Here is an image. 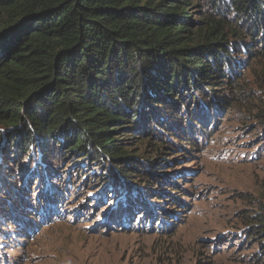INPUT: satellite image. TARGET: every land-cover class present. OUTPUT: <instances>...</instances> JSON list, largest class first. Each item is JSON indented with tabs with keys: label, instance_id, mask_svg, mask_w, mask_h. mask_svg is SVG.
<instances>
[{
	"label": "trees",
	"instance_id": "obj_1",
	"mask_svg": "<svg viewBox=\"0 0 264 264\" xmlns=\"http://www.w3.org/2000/svg\"><path fill=\"white\" fill-rule=\"evenodd\" d=\"M245 58L264 66V0H0L3 158L19 155L21 169L34 148L35 159L34 167L18 170L26 180L21 189L9 182L16 174L1 170L0 184L11 185L14 192L7 191L18 204L8 200L12 208H7L3 202L0 221L12 217V224L19 207L29 221L16 233L36 228L38 203L30 200V185L40 177L51 187L59 176L42 158L53 155L50 148L79 159L85 168H104L100 196L112 202L127 189L116 176L137 162L146 167L144 174L154 166L129 154L125 144L133 139L150 141L164 132L163 143L173 135L183 143L171 146L195 150L200 139L212 137V107L226 109L248 96L261 101L256 115L264 117V67L252 93L240 85ZM165 144L162 148H170ZM156 145L158 154L166 153ZM179 175L174 172L162 183ZM140 208L131 204L123 210L131 217L143 214ZM254 213L245 214L246 227L238 236L256 245L250 264H264V201ZM144 215L158 217L161 227L167 222L156 211Z\"/></svg>",
	"mask_w": 264,
	"mask_h": 264
},
{
	"label": "rangeland",
	"instance_id": "obj_2",
	"mask_svg": "<svg viewBox=\"0 0 264 264\" xmlns=\"http://www.w3.org/2000/svg\"><path fill=\"white\" fill-rule=\"evenodd\" d=\"M243 66L246 69H241L240 85L257 93L255 81L260 80L264 66L248 58ZM242 100L228 103L226 109L212 107V137L208 141L200 139L195 150L171 146L183 143L173 135L163 143L160 139L168 136L164 132H156L150 141L133 139L126 143L131 156L144 162L151 160L154 166L144 174L146 167L137 162L116 176L123 178L127 189L112 202L100 196L104 168L88 169L79 159L59 152L58 147H41L42 151L50 148L53 152L42 158L59 176L52 179L51 187L48 181L39 182L40 177L30 185V200L34 206L38 203L37 215L33 216L36 228L31 233H16L23 222L29 221L18 206L13 209L12 215L17 218L12 224L8 225L12 217L0 221V264H250L248 256L256 245L238 235L246 227L245 214H255L258 202L264 201V117L256 115L258 107L262 109L261 101L251 96ZM2 144L0 173L3 169L16 174L9 177V182L21 189L26 180L19 172L34 167V148L28 151L20 169L22 158H14V154L10 160L3 158ZM154 144H160L166 153L158 154ZM162 144L170 148H162ZM109 168L117 171L116 166ZM174 172L182 175L166 185L162 183ZM10 184H0L2 212L3 202L7 208H12L8 200L18 204L7 191L14 192ZM164 189L182 198L173 200L170 193L159 195L158 191ZM133 194L137 199L129 200ZM131 204H141L143 214L126 216L127 209H123ZM154 211L166 218L162 227L158 217L147 215L145 219V213Z\"/></svg>",
	"mask_w": 264,
	"mask_h": 264
},
{
	"label": "clouds",
	"instance_id": "obj_3",
	"mask_svg": "<svg viewBox=\"0 0 264 264\" xmlns=\"http://www.w3.org/2000/svg\"><path fill=\"white\" fill-rule=\"evenodd\" d=\"M111 212H113V211H109V213H111Z\"/></svg>",
	"mask_w": 264,
	"mask_h": 264
}]
</instances>
